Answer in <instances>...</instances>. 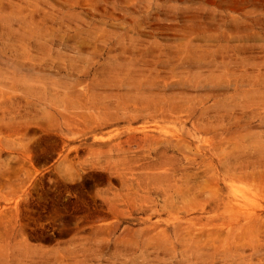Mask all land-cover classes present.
<instances>
[{"label":"rangeland","instance_id":"1","mask_svg":"<svg viewBox=\"0 0 264 264\" xmlns=\"http://www.w3.org/2000/svg\"><path fill=\"white\" fill-rule=\"evenodd\" d=\"M0 264H264V0H0Z\"/></svg>","mask_w":264,"mask_h":264}]
</instances>
